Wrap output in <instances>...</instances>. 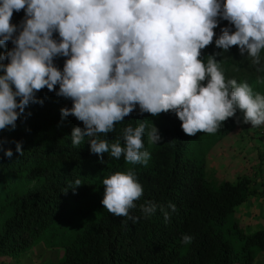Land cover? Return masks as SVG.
I'll return each instance as SVG.
<instances>
[{
    "label": "trees",
    "instance_id": "16d2710c",
    "mask_svg": "<svg viewBox=\"0 0 264 264\" xmlns=\"http://www.w3.org/2000/svg\"><path fill=\"white\" fill-rule=\"evenodd\" d=\"M263 116L264 0H0V256L252 262L258 189L189 148Z\"/></svg>",
    "mask_w": 264,
    "mask_h": 264
},
{
    "label": "rangeland",
    "instance_id": "374dc122",
    "mask_svg": "<svg viewBox=\"0 0 264 264\" xmlns=\"http://www.w3.org/2000/svg\"><path fill=\"white\" fill-rule=\"evenodd\" d=\"M262 120H264V118ZM256 122L260 123V119L250 120L248 126L245 124L240 125L231 132L220 136L215 135L213 132H203L201 137L205 140L201 141L200 144L192 143L189 148V154L191 156H201L204 158L206 176L210 181L217 184L223 178L235 180L238 174L243 171L242 153L246 154V167L248 173L254 171L255 165L261 162V165L264 166V158L260 159L258 157V145H252L249 141L252 139L251 135H255L256 133L251 130H255L256 127H258H251V123L255 124ZM259 128L260 127H258V129ZM255 138L257 139L256 135ZM197 139L198 138L193 141ZM208 146L211 147L208 148ZM227 159H229V161ZM230 161H232V164L229 166L227 164ZM249 164L251 166H248ZM244 203L245 201L239 204V206H243ZM237 208L234 211L233 217L237 220L239 219L246 230L253 231L257 227H264V223L256 221V218L251 222L246 221V219L251 218L248 212L250 207H248L247 212L245 209L243 213ZM228 217L230 218L231 215H228ZM262 224L263 226H261ZM227 236L230 237V234H227ZM44 245L45 243L40 241L17 259H9L7 256H0V264H44L45 261L59 255L60 251L58 248L44 247ZM233 264H264V252H259L250 263L234 262Z\"/></svg>",
    "mask_w": 264,
    "mask_h": 264
},
{
    "label": "crops",
    "instance_id": "0c3cea01",
    "mask_svg": "<svg viewBox=\"0 0 264 264\" xmlns=\"http://www.w3.org/2000/svg\"><path fill=\"white\" fill-rule=\"evenodd\" d=\"M263 119V118H262ZM261 119V120H262ZM260 123H257V125L251 123L252 126H258L255 130H251L252 132L255 131V135L257 136V139L255 138V135H251L252 139H250V143L252 145L257 146L258 145V157L260 159L264 158V120L261 121ZM258 129V130H257ZM250 144V145H251ZM245 147V146H244ZM231 156V155H230ZM229 156V157H230ZM242 161H243V171L241 173L249 176L251 178V181L253 185L258 189L259 193L256 195H250L246 200L243 206H238V210L243 213L247 212L248 207L249 209V215L251 218L246 219V221H254V218H256V221H259L260 223H264V166L261 165L262 162L258 165H255L254 171H250L248 173L246 163V154L242 153ZM229 161V159H227ZM232 161L228 162L227 165H231ZM248 166H251L250 164ZM259 223V225H260ZM263 226V224L261 225Z\"/></svg>",
    "mask_w": 264,
    "mask_h": 264
},
{
    "label": "clouds",
    "instance_id": "9594fccd",
    "mask_svg": "<svg viewBox=\"0 0 264 264\" xmlns=\"http://www.w3.org/2000/svg\"><path fill=\"white\" fill-rule=\"evenodd\" d=\"M262 118H264V116L261 117L260 120H261ZM257 120H258V119H257ZM249 121H250V120H249ZM249 121L246 122V123H243V124H245L246 126H248V125H249ZM257 123H259V122H256V125H257ZM243 124H241V125H243ZM251 127H255V126H252V125H251ZM256 128H257V127H256ZM240 174H242V173H240ZM238 175H239V174H238Z\"/></svg>",
    "mask_w": 264,
    "mask_h": 264
}]
</instances>
